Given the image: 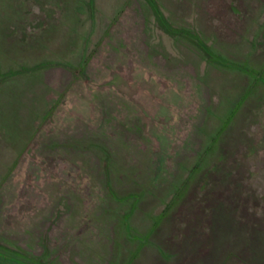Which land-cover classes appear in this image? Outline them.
I'll return each mask as SVG.
<instances>
[{
    "label": "rangeland",
    "instance_id": "374dc122",
    "mask_svg": "<svg viewBox=\"0 0 264 264\" xmlns=\"http://www.w3.org/2000/svg\"><path fill=\"white\" fill-rule=\"evenodd\" d=\"M0 264H264V0H0Z\"/></svg>",
    "mask_w": 264,
    "mask_h": 264
},
{
    "label": "trees",
    "instance_id": "16d2710c",
    "mask_svg": "<svg viewBox=\"0 0 264 264\" xmlns=\"http://www.w3.org/2000/svg\"><path fill=\"white\" fill-rule=\"evenodd\" d=\"M150 4L152 5V3L150 2Z\"/></svg>",
    "mask_w": 264,
    "mask_h": 264
}]
</instances>
